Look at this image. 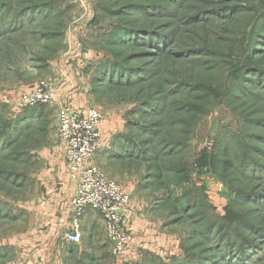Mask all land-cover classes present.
Listing matches in <instances>:
<instances>
[{
	"label": "rangeland",
	"instance_id": "obj_1",
	"mask_svg": "<svg viewBox=\"0 0 264 264\" xmlns=\"http://www.w3.org/2000/svg\"><path fill=\"white\" fill-rule=\"evenodd\" d=\"M40 80L113 134L93 159L137 218L101 264H264V0H0V264L53 244L54 109L18 98Z\"/></svg>",
	"mask_w": 264,
	"mask_h": 264
},
{
	"label": "built area",
	"instance_id": "obj_2",
	"mask_svg": "<svg viewBox=\"0 0 264 264\" xmlns=\"http://www.w3.org/2000/svg\"><path fill=\"white\" fill-rule=\"evenodd\" d=\"M57 87L46 80L19 94L22 108L48 106L57 113V145L68 166V178L74 187L69 204L71 230L63 235L65 243L77 244L82 238L80 219L86 209H94L105 225L110 253L117 260L129 255L133 222L137 211L120 184L108 179L91 163L103 147V115L95 108L78 110L60 99Z\"/></svg>",
	"mask_w": 264,
	"mask_h": 264
},
{
	"label": "crops",
	"instance_id": "obj_3",
	"mask_svg": "<svg viewBox=\"0 0 264 264\" xmlns=\"http://www.w3.org/2000/svg\"><path fill=\"white\" fill-rule=\"evenodd\" d=\"M51 77L53 78L52 79L48 78V79L53 80L54 75ZM50 83H52L55 87H57L58 92H59L58 96L60 99L69 97V99L71 100L73 99V104H70L72 107L78 110H85L80 107L79 108L75 107V105L77 104L76 102L77 96H75V93L72 91L73 87H70L69 85H67V83H61V85L58 82H55V83L50 82ZM40 112H41L40 117L42 116V121L43 119H45V121L49 120L50 126H52V123H54L53 126H57V113L55 109L54 110L50 109V112L47 111L46 109H42ZM33 113H34V116L37 115L35 111ZM112 136L113 134L109 136V134L107 133V130L106 131L104 130L103 149H105V151L107 149V151L109 152V150L113 148L112 147L113 145ZM62 155H59L58 153L57 156L50 155L47 158L49 161L58 159L56 162H60V171L56 172L60 178V181H59L58 188L56 189L54 188V192L51 193L50 197L47 199L46 203L48 205L46 206V209H45L47 211V215L49 216V219H48V224L46 226V230L44 231V234L49 236V239H50L49 243H53V244L49 252H47L46 247H44L45 249L44 252L39 251L38 256H37L38 264H42V263L46 264V261H48V263L51 264V261L53 260V257H52L53 255L51 254L52 251L56 253L57 257L59 255L60 260L64 259V262L66 264H69L71 260L72 261L76 260L77 262L79 260H82V258H85V257H88V258L91 257L93 264H101L103 261L102 252L104 251V245L106 244V249L110 253V244L106 240L105 225H103L101 217L94 209L92 210L86 209L85 214L80 219V226L82 230L81 240L77 242V244H70V243L64 242L63 235L67 231H70L72 228L71 227V216H70L68 209H69L70 201L75 194H74V187L68 178L67 162L65 161ZM98 162L97 160L95 161L94 159L91 160L92 164L99 167V165L96 164ZM100 164H105V163L101 161ZM114 166L117 167L116 165ZM111 173L112 172H108V174H111ZM108 179L113 180L112 178H108ZM55 245H59V247H54ZM61 247L64 250L61 252H58V250L61 249Z\"/></svg>",
	"mask_w": 264,
	"mask_h": 264
}]
</instances>
